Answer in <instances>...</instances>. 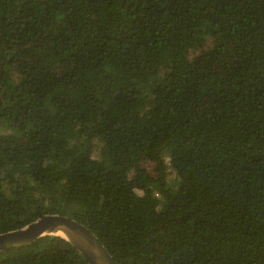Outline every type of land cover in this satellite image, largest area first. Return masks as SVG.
<instances>
[{"label": "trees", "instance_id": "trees-1", "mask_svg": "<svg viewBox=\"0 0 264 264\" xmlns=\"http://www.w3.org/2000/svg\"><path fill=\"white\" fill-rule=\"evenodd\" d=\"M45 214L114 264H264V0H0V233Z\"/></svg>", "mask_w": 264, "mask_h": 264}, {"label": "water", "instance_id": "water-1", "mask_svg": "<svg viewBox=\"0 0 264 264\" xmlns=\"http://www.w3.org/2000/svg\"><path fill=\"white\" fill-rule=\"evenodd\" d=\"M44 235L57 236L66 241L88 264H114L111 256L88 228L58 214H45L17 229L0 233V250L25 246Z\"/></svg>", "mask_w": 264, "mask_h": 264}, {"label": "rangeland", "instance_id": "rangeland-1", "mask_svg": "<svg viewBox=\"0 0 264 264\" xmlns=\"http://www.w3.org/2000/svg\"><path fill=\"white\" fill-rule=\"evenodd\" d=\"M142 167L149 173L152 174L153 173V166L152 163L150 161H144L142 163Z\"/></svg>", "mask_w": 264, "mask_h": 264}]
</instances>
